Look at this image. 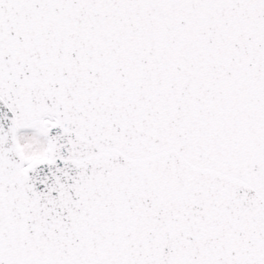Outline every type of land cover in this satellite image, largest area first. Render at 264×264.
<instances>
[{"label":"snow or ice","instance_id":"snow-or-ice-1","mask_svg":"<svg viewBox=\"0 0 264 264\" xmlns=\"http://www.w3.org/2000/svg\"><path fill=\"white\" fill-rule=\"evenodd\" d=\"M0 264H264V0H0Z\"/></svg>","mask_w":264,"mask_h":264}]
</instances>
